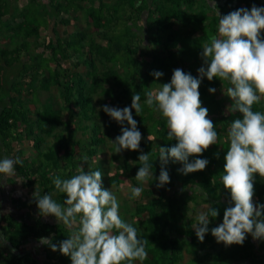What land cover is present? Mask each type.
<instances>
[{"label": "trees", "instance_id": "16d2710c", "mask_svg": "<svg viewBox=\"0 0 264 264\" xmlns=\"http://www.w3.org/2000/svg\"><path fill=\"white\" fill-rule=\"evenodd\" d=\"M25 1L12 11L10 0H0V40L9 39L7 46H0V156L19 157L22 164L16 165V175L23 184L38 183L42 191L55 193L54 198L62 203L64 194L55 192L50 175L71 176L78 165L86 167L81 155L98 162V158L104 161L108 148L115 150L108 142L120 134L121 126L103 111L97 113V107L129 106L133 93L140 94L143 106L144 93L156 87L157 82H169L176 68L198 76L202 65L200 45L216 33L218 16L210 13L207 0ZM64 1L68 10L63 8ZM222 1L216 3L221 15L241 8L235 0ZM253 4L257 6V1L246 0L242 7L250 9ZM70 10H83L88 24H94L93 31L76 39L68 37V30L61 25L71 23L66 16ZM56 17L61 25L53 26L51 37L48 30ZM31 37L34 38L30 40ZM34 46L42 50L38 49L33 57ZM71 53L76 57L66 63ZM14 60L19 63L16 70L9 68L16 63ZM153 70L164 73L159 81L150 75ZM26 86L28 89L24 90ZM53 86H60L64 93V102L58 108L51 100L42 101L40 97L41 91ZM209 87L217 91L209 93ZM222 87L219 79L209 81L206 77L199 87L202 106L208 108L218 131L217 144L198 154L209 161L205 169L184 175L178 171L180 162L169 161L165 165L169 183L158 188L157 181L149 179L143 186L142 199L134 204L130 222L145 238L148 252L143 264H181L185 252L191 255V264H264V241L257 242L248 235L243 245L225 246L209 232L201 242L191 227L194 216L189 214L199 204L211 203L219 210L218 216L211 219V229L222 222L224 208L230 201V193H223L227 189L220 182V173L228 147L227 125L239 113H227L231 100L222 97ZM22 90L33 94V98L22 97ZM253 107L264 111V100ZM65 111L70 112L69 118H64ZM133 117L142 133L140 150L112 154V159L120 162L107 175L108 184L118 186L127 177L134 186H140L135 175L141 151L150 153L151 171L158 177L159 146L167 148L176 143L167 138L165 121L147 106L139 115L133 110ZM75 130L81 131V137ZM24 138L31 139L33 156L24 154ZM14 142H19L15 151ZM3 146L11 153L6 155ZM93 169L104 170L100 163ZM14 180L16 177L6 182ZM1 189L0 226L8 240L5 255L0 247V264H39L30 243L38 247L39 259L50 257L54 262L49 264H71L69 257L38 242L39 237H49L59 243L67 238V229L53 216L38 215L33 193L20 213L3 212L10 201L4 204V210L2 201L7 186ZM256 202L264 203V179L258 175L254 181L253 203ZM13 248L15 252L11 251Z\"/></svg>", "mask_w": 264, "mask_h": 264}, {"label": "clouds", "instance_id": "9594fccd", "mask_svg": "<svg viewBox=\"0 0 264 264\" xmlns=\"http://www.w3.org/2000/svg\"><path fill=\"white\" fill-rule=\"evenodd\" d=\"M207 2L218 16V24L211 40L200 45L202 65L197 70L198 76L176 68L169 82H157L156 87L144 93L143 106L165 121L167 138L175 139L176 143L167 148L159 146L158 177L151 171L150 153L140 152V167L135 175L140 186H131L127 198H139L149 179H155L158 188L169 183L165 167L169 161L180 162L182 167L178 171L184 175L205 169L209 161L198 154L217 144L218 131L208 108L202 106L199 87L203 78L209 81L217 78L223 85L222 94L231 100L226 106L227 113H239L227 125L228 147L220 173V182L230 193V201L218 225L209 228L219 210L208 203L196 210L191 227L201 242L209 232L217 243L225 246L243 245L248 235L264 241V203H253L256 176L264 179V111L253 107L264 100V5L253 4L250 9L241 7L221 15L215 0ZM150 75L159 81L164 73L153 70ZM216 91L215 87L208 88L209 93ZM143 106L140 94L133 93L129 106L97 107V113L103 111L121 126L120 134L109 141L115 153L140 150L142 133L133 110L139 115ZM147 139L151 140L149 136ZM80 159L87 164V171L80 164L71 176L49 177L55 192L64 194L62 203L54 198L55 193L42 191L37 183L33 199L38 215L55 217L68 233L59 243L49 237H39L38 242L69 257L71 264H143L148 256L145 238L134 223L121 215L120 200L111 187L103 185L104 173L92 168L95 161L89 163L87 155H81ZM20 164L19 157L0 156V187L9 178L16 177L19 182L16 165ZM7 240L0 232V247Z\"/></svg>", "mask_w": 264, "mask_h": 264}, {"label": "rangeland", "instance_id": "374dc122", "mask_svg": "<svg viewBox=\"0 0 264 264\" xmlns=\"http://www.w3.org/2000/svg\"><path fill=\"white\" fill-rule=\"evenodd\" d=\"M11 1V10L14 11L15 10V7L17 6H20V5H24L26 3L25 0H10ZM45 1V0H44ZM152 2V0H150ZM219 1V0H217ZM99 2V1H97ZM96 2V3H97ZM63 8L68 10L69 8L67 7L66 5V2L64 1V5H63ZM227 8V6H226ZM65 16V15H64ZM68 17H70V20H71V23L64 27L63 25H61L59 23V19L56 17L54 18V21L52 20V22L50 23V28H49V32L50 33V36L52 37L53 32L51 31L53 26L54 25H58L60 24L62 28H66L68 30V34L67 36L68 37H73L76 39L79 37V35H81L82 33H85V32H89V31H93V28H94V24H88L87 22V16L86 14L84 13L83 10H80L78 12H73L70 13L69 15H66ZM59 17V16H58ZM61 17V16H60ZM59 17V18H60ZM13 21V20H12ZM57 21V22H56ZM15 22V21H14ZM13 22V23H14ZM60 27V26H59ZM121 27V22L118 26V28ZM75 33V34H73ZM77 36V37H75ZM55 37V36H53ZM34 37H31L30 40H32ZM8 38H2L0 40V46L2 47H5L7 46V42H8ZM39 50H42V48H38ZM37 47L34 46L33 49H31V54L32 56L34 57L36 52L38 51ZM71 58L66 60L65 62L67 63L68 61H71L75 59L76 55L74 53H71ZM10 56H12V58L14 59V53H12ZM26 59V56L23 54V59ZM13 62H16L15 60ZM19 65L18 62L14 63L12 65V67H9L10 69H13V70H16V67ZM31 64L29 63L28 66H30ZM28 89V86L24 87V90ZM63 89L59 86H53L49 91H41L40 93V97H41V100L42 101H45V100H51L54 104V107L58 108L61 104H63L64 102V98H63ZM22 97H24L25 99H31L33 98V94H30L29 92L27 91H23L22 90V94H21ZM225 97V95H222V97ZM29 101V100H28ZM27 104L29 102H26ZM69 113L70 112H64V118H69ZM76 134H77V137H81V131L80 130H75ZM115 138V137H114ZM31 139H28V138H24L23 140V148H24V154L25 155H31L33 156V154L35 153L34 151V148H33V145L32 143L30 142ZM12 145L14 146L13 150L15 151L16 149V145H19V142H14L12 143ZM109 145H112L110 142H108V146ZM105 146V145H104ZM2 151H5L6 152V155H8L9 153H11L7 148L6 146H3L1 147ZM107 149V148H106ZM125 151V150H124ZM124 151H122L121 153H123ZM101 152V150L99 151V153ZM106 154L107 156L105 158H102L104 159V161H100L101 158H98L97 161L98 162H95L94 164H92V168L96 165H99L102 164L103 165V183L106 182L105 184V187L106 188H112V191L117 195L118 199L120 200V212H121V215L126 219L128 220L129 222L133 220V207H134V204L136 201L138 200H141L142 197L140 196L139 198L135 199V200H129L127 198V190L131 187V186H134L133 183L130 181L129 178L127 177H124L121 181V184L116 186V185H111V184H108V181H107V175L109 173H112L113 171L116 170V166L119 164V160H114L112 159V154L115 152V150H110L109 148L106 150ZM102 154V152H101ZM99 154V156L101 155ZM96 159V158H95ZM93 160L89 159V163H91ZM86 170H88V166L86 164V167H85ZM22 181L20 180L19 182H17V180H15L14 182L10 181V185L13 186V188H16L19 190V192H21V196L19 197V201L22 205V207L20 208H23L24 206L27 205L28 201H29V196L34 193L35 191V187L37 185V183H32L30 185H26L25 184H22L21 183ZM148 197V196H147ZM207 203L205 202H202L201 204H199L195 210L191 211V215L194 216L195 215V212L197 209H200L203 205H205ZM19 207V206H18ZM54 219V218H53ZM53 219L51 221H53ZM51 253V252H50ZM262 256L264 257V254H262ZM191 255L186 253L184 254V259H183V263L181 264H191L190 263V260H191ZM39 264H49V263H52L54 262V259L53 258H46V259H39L37 260ZM194 264H197V263H194Z\"/></svg>", "mask_w": 264, "mask_h": 264}, {"label": "crops", "instance_id": "0c3cea01", "mask_svg": "<svg viewBox=\"0 0 264 264\" xmlns=\"http://www.w3.org/2000/svg\"><path fill=\"white\" fill-rule=\"evenodd\" d=\"M45 1H49V0H45ZM244 1H246V0H235V3H237L240 7H242L244 5ZM256 1H257V6L264 5V0H256ZM222 2H224V0ZM215 3H219V2H217V0H215ZM72 11L75 12L74 10H70V12L68 14H66V15H69L70 13H72ZM210 13H215V12L212 9V11ZM5 185L7 186L6 196H5L4 200L2 201V205L7 204V201L8 202L10 201V203H8V209L7 210H5L6 207L4 205V210L5 211H3V212L13 211V212H16V213H20L21 212V208L20 207H22V205H21V203L19 201V197L21 196V192H19L18 189L13 188V186L11 187V185H9V182H6ZM2 190L3 189H1V187H0V195L2 193ZM226 192H228V190L227 191L226 190L223 191L224 194ZM11 203H13V204H11ZM0 232H1V226H0ZM255 241L258 242V240H255ZM37 248L38 247L35 248L34 245L32 243H30V250L33 251V257H36V259H39L40 255L38 254ZM5 250H6V245H4L2 247V251L4 252V255L6 254ZM40 259H43V258H40Z\"/></svg>", "mask_w": 264, "mask_h": 264}, {"label": "flooded vegetation", "instance_id": "af4514ba", "mask_svg": "<svg viewBox=\"0 0 264 264\" xmlns=\"http://www.w3.org/2000/svg\"><path fill=\"white\" fill-rule=\"evenodd\" d=\"M37 260H39V259H37Z\"/></svg>", "mask_w": 264, "mask_h": 264}]
</instances>
